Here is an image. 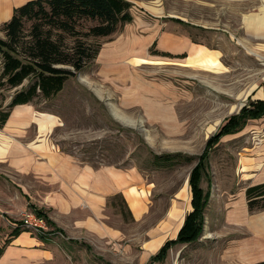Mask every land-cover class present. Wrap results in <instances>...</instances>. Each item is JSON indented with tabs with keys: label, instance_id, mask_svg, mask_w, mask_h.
Masks as SVG:
<instances>
[{
	"label": "rangeland",
	"instance_id": "obj_1",
	"mask_svg": "<svg viewBox=\"0 0 264 264\" xmlns=\"http://www.w3.org/2000/svg\"><path fill=\"white\" fill-rule=\"evenodd\" d=\"M191 1L133 0L132 23L111 36L88 40L107 50L124 36L144 38L159 25L175 26L180 16L188 19L184 20L185 28L193 34L198 31L194 39L209 48L199 45V50L192 49L181 61L160 58L153 48L139 49L130 56H120V72L112 75L104 71L105 62L96 58L69 78L56 97L36 99L32 104L40 112L60 117L61 124L51 133V139L77 160L138 170L141 185L150 189L152 217L163 212L177 191L189 199L188 179L208 138L243 104L264 97V91L259 94L264 90V51H259L264 43V39L259 40V5L263 0L209 7ZM229 6L232 12L225 13ZM240 9L245 10L246 19L237 16ZM193 19L213 27L196 30L189 24ZM25 24L29 30L31 22ZM5 36L0 23V37ZM69 43H73L72 38ZM118 50L121 52L122 46ZM12 92L0 88L4 105L11 101ZM23 107V113H30V107ZM257 146L259 157L247 158ZM178 152L182 155L170 159L155 157ZM256 170L264 180V117L249 120L245 129L223 137L211 151L203 179L204 188L211 193L203 230L188 243L179 264H249V260L241 259L242 252L240 258L235 251L241 249L238 239H254L255 233L248 225H230L229 213L252 185L251 180L241 179L242 174L252 178ZM11 175L0 172V238L9 237L25 212L32 210L31 198L17 184L16 174ZM115 211L109 212L113 218ZM255 213L248 211V218ZM119 220L121 227L127 226L128 234L116 242L89 237L75 240L57 229L46 234L49 257L15 259L8 264H163L141 256L142 243L135 239L142 230L140 224L123 214ZM260 239L256 253L264 256ZM247 241L251 240L243 242ZM205 247H209L207 252ZM230 255L232 260H226ZM173 259L169 258V264Z\"/></svg>",
	"mask_w": 264,
	"mask_h": 264
},
{
	"label": "crops",
	"instance_id": "obj_2",
	"mask_svg": "<svg viewBox=\"0 0 264 264\" xmlns=\"http://www.w3.org/2000/svg\"><path fill=\"white\" fill-rule=\"evenodd\" d=\"M27 1L29 0H0V23L3 24L10 20L15 8ZM128 1L134 4L133 0ZM196 1L204 2L209 7L215 3L238 4L256 0H192L191 2L195 3ZM229 11L232 12L230 6L225 13ZM244 12L245 10L240 9L237 16L246 19L247 16ZM177 17L180 20H177L179 22H176L175 26L171 24L159 25L158 28H152L144 38L138 36L126 38L124 36L119 43L112 44L107 50L101 46L102 49H100L97 58H100L103 64L105 62L104 71L109 75L119 73L121 68L119 57L130 56L139 49L150 51L153 48L160 53V58L181 61L190 55L192 49L199 50V45L209 48L208 44L200 43L194 39L193 36H198V31L193 34L185 28L184 20H188L187 18ZM189 24L196 30L213 27L194 19ZM129 33L131 32L129 31ZM260 39H264V4L259 5ZM120 46L123 48L121 52L118 50ZM259 51H264V43L259 46ZM261 91L264 90H260L259 94ZM261 99L264 97L253 101ZM32 104L15 106L4 126L0 127V172L7 175L16 174L17 184L25 191L24 195L28 199L31 198V201L29 200L31 208L33 205L44 210L58 229L75 240L89 237L96 241L116 242L124 238L128 234L127 226L121 227L119 220L120 215L123 214L142 227L135 239L142 243L141 256L144 258L150 257L151 259L168 240L177 238L187 214L193 209L189 179L188 184L191 191L189 199L184 198V194L177 191L170 199L169 204L164 205L163 212L159 216L152 217L154 214L150 211L148 203L150 189L141 185L142 175L138 170L134 167L121 169L113 165H94L77 160L69 152L60 149L51 139V133L61 124L60 117L53 112H40ZM24 105L30 107L31 110L27 111L30 113H23ZM245 105L243 104L236 113H239ZM50 116L56 117L57 120L52 122ZM258 119L260 118L249 120ZM46 121L47 123L44 124ZM248 121L237 132L225 136L242 131ZM253 152V155L247 156V158H258L259 146L253 148ZM254 172L257 175L252 178H248L242 172L241 179L251 180L252 185L263 182L264 180L259 178V170ZM262 174L264 175V173ZM203 179L204 176L201 186L207 192L208 189L206 190L203 186ZM245 191L241 198L235 201L234 209L229 213V219L230 225H239L240 227L248 225L254 231V239H238L241 249L235 253L237 255L240 253L241 258L242 252V260L245 262L249 260V264H255L264 261L263 253L259 252L261 255L256 253L259 250L257 245L260 237L264 239V211L260 215L259 212L249 211ZM185 199L188 203V213L185 212L187 207ZM114 209L117 212L115 211L113 218L109 212ZM239 210L241 211L240 215H238ZM248 211L255 214L248 218ZM46 239L48 238L43 239L39 234L29 230H23L14 237H11L10 233L9 237H1L0 248L5 242H9L4 253L0 256V264H8L15 259L35 260L49 257L51 252L46 246ZM244 240L251 241L243 242ZM260 241L263 240L260 239ZM187 245L188 243L175 244L169 249L166 259L158 262L169 264V258L172 256L174 259L171 264H179ZM261 245L264 246V244ZM208 250L209 247L205 249L206 252ZM232 257L230 255L226 260H232Z\"/></svg>",
	"mask_w": 264,
	"mask_h": 264
},
{
	"label": "trees",
	"instance_id": "obj_3",
	"mask_svg": "<svg viewBox=\"0 0 264 264\" xmlns=\"http://www.w3.org/2000/svg\"><path fill=\"white\" fill-rule=\"evenodd\" d=\"M132 6L128 0H29L16 7L12 18L2 24L5 38L0 37V88L13 90L7 105L0 101V127L15 106L56 97L69 78L97 58L101 44L89 42L88 38L97 39L118 32L133 21ZM27 21L31 22L29 30H26ZM88 22L90 24L86 25ZM262 117L264 99L252 100L239 113L228 117L210 136L189 178L193 209L187 214L177 238L168 240L151 257L153 262L164 261L175 244L190 243L199 237L211 195L210 189L205 192L201 186L211 151L225 135L240 130L249 119ZM181 155L178 152L155 154V157L170 159ZM245 194L250 212L264 209V182L249 185ZM32 210L46 217L51 227L47 234L58 229L44 210L33 205ZM23 230L27 229L18 224L10 236H17ZM39 236L45 239L47 235ZM8 242L1 246L0 256ZM255 264H264V261Z\"/></svg>",
	"mask_w": 264,
	"mask_h": 264
},
{
	"label": "built area",
	"instance_id": "obj_4",
	"mask_svg": "<svg viewBox=\"0 0 264 264\" xmlns=\"http://www.w3.org/2000/svg\"><path fill=\"white\" fill-rule=\"evenodd\" d=\"M21 226L36 234L44 235H46L51 229L46 217L44 215L37 214L34 210L25 212L21 220Z\"/></svg>",
	"mask_w": 264,
	"mask_h": 264
}]
</instances>
